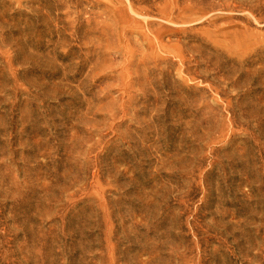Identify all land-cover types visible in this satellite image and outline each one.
<instances>
[{
    "label": "rangeland",
    "instance_id": "374dc122",
    "mask_svg": "<svg viewBox=\"0 0 264 264\" xmlns=\"http://www.w3.org/2000/svg\"><path fill=\"white\" fill-rule=\"evenodd\" d=\"M0 264H264V0H0Z\"/></svg>",
    "mask_w": 264,
    "mask_h": 264
},
{
    "label": "bare ground",
    "instance_id": "6f19581e",
    "mask_svg": "<svg viewBox=\"0 0 264 264\" xmlns=\"http://www.w3.org/2000/svg\"><path fill=\"white\" fill-rule=\"evenodd\" d=\"M113 13H114V20L116 23V25H115L116 30H117L116 32L119 35L120 39L123 40L124 36H125L123 33H125L126 25L131 20V18L128 15V13L125 11V9H123V8L118 9V7L117 8L115 7V8H113ZM132 28L140 29L143 27L141 26L140 22L137 21L136 24L134 26H132ZM165 29L167 30V26L164 24L151 23L149 30L153 34L154 39L156 40V43L158 44L159 49H161L162 51H164L166 53L172 54L175 57H181L180 56V53H181L180 49L177 46L168 45L167 43L163 42V37H164V34L166 32ZM144 37H145L146 42H148L150 45L154 46V43L152 42L151 38L147 34L144 33ZM119 45H120L119 51L123 52L122 55L128 56V58L126 60L121 62L122 68L124 69V73H127L126 75L130 76L129 70L132 68V65H133L132 57L135 54V49L133 48L134 45L131 46L130 44H124L123 42H120ZM80 68H82L81 65L79 66L78 70ZM129 84H131V81H129ZM116 100L117 99H115L114 101H116ZM111 109H112L111 107L108 108V110H111Z\"/></svg>",
    "mask_w": 264,
    "mask_h": 264
}]
</instances>
